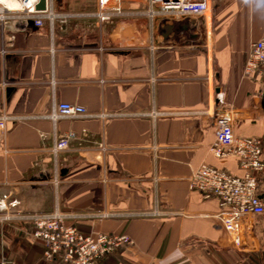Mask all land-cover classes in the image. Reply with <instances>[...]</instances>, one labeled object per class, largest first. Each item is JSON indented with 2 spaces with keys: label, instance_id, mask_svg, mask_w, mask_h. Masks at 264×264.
<instances>
[{
  "label": "crops",
  "instance_id": "0c3cea01",
  "mask_svg": "<svg viewBox=\"0 0 264 264\" xmlns=\"http://www.w3.org/2000/svg\"><path fill=\"white\" fill-rule=\"evenodd\" d=\"M149 8V0H122L121 14L103 24L93 16L42 27L0 23V115L17 118L5 144L0 134V201L18 202L0 212V260L62 264L43 258L33 222L18 218L59 211L85 236L132 238L134 246L97 264H264V212L237 246L217 201L188 182L202 164L242 174L234 159L211 153L214 125L203 115L211 99L241 113L236 135L261 139L264 158V79L242 77L251 44L264 34V0H212L211 17L199 21L166 20ZM53 103L107 117L54 124L45 118ZM70 132L77 138L55 156ZM42 174L50 179H34ZM125 178L136 181L134 190L115 185ZM258 193L264 202V171ZM104 211L118 215L95 216Z\"/></svg>",
  "mask_w": 264,
  "mask_h": 264
},
{
  "label": "built area",
  "instance_id": "2783aa9c",
  "mask_svg": "<svg viewBox=\"0 0 264 264\" xmlns=\"http://www.w3.org/2000/svg\"><path fill=\"white\" fill-rule=\"evenodd\" d=\"M42 0H0V23L3 26L11 21L24 24L33 22L36 27H42L45 22L51 26L65 24L75 17L93 16L101 24L110 22L121 14L122 0H97L95 5L65 4L58 8L55 0H45V9L38 6ZM15 3L13 8L8 3ZM150 14L161 15L166 20L179 21L191 18L206 20L212 14V0H149ZM244 79H264V34L261 39L251 44L243 69ZM155 119L158 114H149ZM203 115L213 121L215 141L211 147L213 156L223 162L234 159L242 171L241 175H234L225 170L202 164L189 177V190L200 192L206 200L215 199L218 203L217 217L222 222L226 232L239 246L248 240L251 232V220L264 212V202L258 193V174L264 171L263 141L254 137H239L235 128L240 122L241 113L234 107H218L215 100L210 101L209 107ZM98 117L105 119L106 114L92 115L79 105L53 103L51 112L46 119L56 123L60 119H78ZM10 120H17L9 116L5 110L0 115V134L2 144H5L7 124ZM22 120V118H18ZM45 136L42 135V138ZM77 138L74 132L60 137L54 145L53 154L57 156L61 151L69 148L70 141ZM6 153V152H5ZM155 183L158 182L154 178ZM57 183V181H55ZM115 185L134 190L136 181L131 178L116 180ZM18 202L6 204L0 201V212L9 207H16ZM156 212L130 214L133 216L155 215ZM118 214L102 212L95 215L98 218L116 217ZM70 217L59 211L46 214L18 216L33 222L32 236L44 243L43 258L47 262L62 264H97L103 258L123 248L134 246V241L128 235H108L100 233L97 236H85L73 226H68L66 220ZM6 220L11 217H5ZM0 264H15L14 261L2 258Z\"/></svg>",
  "mask_w": 264,
  "mask_h": 264
},
{
  "label": "water",
  "instance_id": "95a60500",
  "mask_svg": "<svg viewBox=\"0 0 264 264\" xmlns=\"http://www.w3.org/2000/svg\"><path fill=\"white\" fill-rule=\"evenodd\" d=\"M38 9L40 10H44L45 9V0H42L40 5L38 6ZM31 24H33V22H30ZM9 90H7L8 92ZM262 107L264 109V87H263V93H262ZM35 180H41V181H47L50 179V176L48 175H40L34 178Z\"/></svg>",
  "mask_w": 264,
  "mask_h": 264
},
{
  "label": "bare ground",
  "instance_id": "6f19581e",
  "mask_svg": "<svg viewBox=\"0 0 264 264\" xmlns=\"http://www.w3.org/2000/svg\"><path fill=\"white\" fill-rule=\"evenodd\" d=\"M6 1V0H5ZM8 5L10 6V7H13V8H16V7H18V5H16L15 3H8Z\"/></svg>",
  "mask_w": 264,
  "mask_h": 264
}]
</instances>
